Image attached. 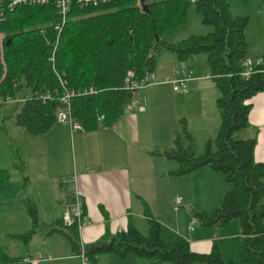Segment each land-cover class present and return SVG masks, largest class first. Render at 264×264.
<instances>
[{"label":"trees","instance_id":"obj_1","mask_svg":"<svg viewBox=\"0 0 264 264\" xmlns=\"http://www.w3.org/2000/svg\"><path fill=\"white\" fill-rule=\"evenodd\" d=\"M132 3L117 0L101 8L76 6L72 16L77 18L70 19L59 36L49 25L57 17L48 7H18L9 13L1 25L5 40L3 57L0 50V95L26 98L14 105L16 122L30 135L38 136L57 123L62 106L59 97L66 87L75 92L72 116L83 130L95 131L101 123L113 125L138 96L139 90L125 87L130 71L143 79L155 71L163 50L172 51L180 62L206 54L209 74L220 92L218 135L198 155L183 119L172 146L158 152L179 162L175 175L202 167L225 174L229 189L222 203L211 212L195 213V217L207 228L238 220L241 236L237 257L225 256L218 244L208 253H199L182 236L173 234L166 239L156 219L150 220L148 234L129 225L115 235L110 247L109 242L100 241L87 246L86 255L94 264L102 252L121 257L135 254L146 258L148 264H264V162L255 159L256 138L241 136L250 124L249 100L264 91V55L249 77L243 75V62L249 57L246 31L250 18L234 15L228 0H147L148 11ZM192 5L213 30L175 43L168 41L166 35L187 21ZM47 92L53 99L42 97ZM100 115L105 116L102 122ZM8 178V170L0 171V182ZM28 211L34 227L26 238L39 222L35 203L29 201ZM56 228L69 238L75 251H82L77 224L67 225L63 220ZM0 264L32 263L0 250Z\"/></svg>","mask_w":264,"mask_h":264},{"label":"crops","instance_id":"obj_2","mask_svg":"<svg viewBox=\"0 0 264 264\" xmlns=\"http://www.w3.org/2000/svg\"><path fill=\"white\" fill-rule=\"evenodd\" d=\"M263 46L251 49L248 52L249 57L263 56ZM178 68H190L194 79L188 82L187 92L170 90L169 94L177 100V115L175 111L173 115L176 122L186 120L188 130L196 142V151L199 153L203 151L200 149L202 143L206 145L218 135L221 117L217 99L220 92L209 74L208 61V73L205 76L204 68H199L195 57L187 62H180L172 51L163 50L158 54L154 72L159 81L173 74ZM166 84L150 86L163 88ZM148 88L149 86L141 90H147V95ZM249 102L252 105L249 113L250 124L242 131L241 136L256 138L255 159L257 162H264V91L253 96ZM130 105L133 107L132 111H126L111 126L101 123L95 131L72 130L69 124L57 122L45 134L38 136L29 134L28 152L24 161L21 164L14 163L24 181L18 194H24L25 198L21 201L15 196L10 202H0L2 210L0 235L20 239L22 243L12 242L10 246L5 247L2 242L0 250L25 261L41 256L43 260L38 264H85L82 251H75L69 238L56 228L57 222L63 221L69 210L77 185L83 192L85 212L89 218L88 225L79 232L80 243L84 249L100 241L110 243L115 235L127 230L129 225L135 226L143 234H148L150 220L156 219L161 223L162 234L166 239L173 234L182 236L190 242L191 249L199 253H208L214 244H218L225 256L237 257L238 238L241 236L238 220L210 228L202 226L196 229L190 226L198 221L191 213L197 207L196 194L204 195L211 201L216 198L215 202L219 203L229 189L225 174L211 167H202L186 175L173 174L178 169L179 162L161 155L158 151L172 146L176 125L157 123L158 135L154 137L155 120L148 114L149 103H144L141 107H138L136 102ZM11 106V114L17 124L15 107ZM135 106L138 111L134 110ZM146 117L151 142L140 144L136 148L137 151H133L140 141L143 127L141 122H144ZM71 141L72 143L74 141L73 150L75 149L72 166L69 165L70 159L68 160ZM170 159L175 160L173 171L170 170ZM5 170L9 171V178L1 182L4 186L12 178L11 170ZM169 173L182 178V181H177L176 185L179 187L172 194L169 193L170 185L165 187L163 184ZM184 178L192 181L189 187L194 191L191 193L192 196L186 192ZM216 182L222 186H217ZM67 186H70V191ZM174 195H177L176 198L181 197L183 200L181 207H186L187 220L191 221L187 227L179 222V218L177 221L170 219L169 201L172 200L175 204ZM212 195L215 197H209ZM26 199L35 203L39 214L38 225L29 238L24 235L33 229L34 225L27 202L25 203ZM181 207L174 210L179 211ZM87 264L94 263L89 260ZM96 264H148V262L146 258L135 254L121 257L114 252H102L97 255Z\"/></svg>","mask_w":264,"mask_h":264},{"label":"rangeland","instance_id":"obj_3","mask_svg":"<svg viewBox=\"0 0 264 264\" xmlns=\"http://www.w3.org/2000/svg\"><path fill=\"white\" fill-rule=\"evenodd\" d=\"M231 5V10L234 15L240 14L241 16H248L250 18L249 25L247 27V36H248V44L249 49L248 52H250L251 49H256L259 46H263L264 42V0H228ZM132 4H141L140 0H133ZM114 9V8H113ZM76 16H72L71 19H76ZM55 21H51L50 24L54 23ZM213 27L210 25L204 24L202 20L201 14L196 10V8L192 5L189 9L188 13V19L187 21L178 26L176 29H174L171 33L166 35V39L170 42H179L189 36L192 35H204L208 32L212 31ZM264 47V46H263ZM195 59H197V63L199 65V68H204V74L208 73L207 69V55L206 54H199L195 56ZM182 68H178L176 70H181ZM197 70V67L195 68ZM175 73V72H174ZM173 73V74H174ZM171 74L170 76H172ZM173 89V86L170 84L163 85V88L161 86H149L148 90L149 93L146 95L147 90H139L138 96L136 99H134L131 103L135 104L138 103V107L142 106L144 103H149V115L155 120L154 124V137L157 134V128L156 124L164 122V124H171L174 123L179 131L182 130V123L176 122V119H174L173 111H175V114L177 115V100L175 97L171 96L169 94L170 90ZM147 98V101L145 99ZM15 105V104H12ZM11 105H5L0 107V171H4L5 169L11 170L12 178L10 182L7 185H2L0 182V202H10V199L13 197H17V200H23L25 198L24 194H18L19 190H22V175L19 169H16L14 167V163L21 164L22 161H24L25 156L27 155V147L28 140H29V133L24 129L19 127L15 121L14 117L11 114ZM138 108L135 106V111ZM158 118V119H157ZM179 120V119H178ZM143 124V127H141V134L140 131V141L136 145L135 149L140 146V144L151 142L150 136H149V126H148V118L144 120V122H141ZM140 130V127H139ZM148 130V131H145ZM158 135V134H157ZM172 137V135H170ZM172 143V139L170 140ZM171 145V144H170ZM74 141L72 143L71 141V148H70V154L68 156L69 165L72 166V160L75 157V149L73 150ZM200 149L202 152L199 151L198 155L202 154L206 150L205 143H202L200 146ZM133 151L134 148L132 149ZM74 156V157H73ZM175 160L170 159V170H174V162ZM177 168H179L177 164ZM176 168V169H177ZM182 178L175 177L174 175L169 173L168 179L163 181V184L165 187L167 185H170V191L169 193L172 194L176 189H178V185H176L177 181H182ZM189 178H184L185 184H186V192L188 195L191 193L193 194V190H190V186L192 184V181L187 180ZM170 181V182H169ZM155 183V181H154ZM215 183V182H214ZM217 186H222L221 183H217ZM67 188L70 191V186H67ZM217 194V192H215ZM191 194V196H192ZM165 195V190H164ZM175 196V195H174ZM177 196V195H176ZM176 196L174 199H176ZM209 197H215V195L209 196ZM196 204L197 207L195 211L191 212L195 215L197 212L206 211L211 212L216 206H219L222 203V200L217 203L215 202L216 198L211 201L210 198L205 197L201 194H196ZM27 202V207L29 201L26 199L25 203ZM170 203V212L169 216L170 219L177 221V218H179V222L182 225H185L186 227L189 226L190 222L187 220V211L186 207H181L179 211L174 210V205L172 203V200L169 201ZM183 206V204L181 205ZM2 211V210H0ZM2 213V212H0ZM179 215V216H176ZM192 228H202L201 222L198 220L196 223L190 225ZM148 231H145L147 233ZM1 234V231H0ZM3 242V243H2ZM22 243L20 239L12 238V237H2L0 235V243H2L5 247L10 246V243Z\"/></svg>","mask_w":264,"mask_h":264},{"label":"built area","instance_id":"obj_4","mask_svg":"<svg viewBox=\"0 0 264 264\" xmlns=\"http://www.w3.org/2000/svg\"><path fill=\"white\" fill-rule=\"evenodd\" d=\"M117 0H0V50L3 57V45L5 40V34L2 32L1 25L6 21L7 15L14 12L18 7H48L54 11L58 19L57 23L49 24L54 31L57 32L58 36L63 31L64 26L69 20V16L74 8L78 6L80 8H101L107 6ZM195 2L196 0H189ZM51 61L54 62V56L51 57ZM263 62L262 57L252 58L247 57L243 62L245 71L243 75L249 77L250 74L254 72L255 66L260 65ZM194 79L193 72L190 68H182L181 70H176L172 76H166L162 81L157 79L155 72H150L143 79L139 80L136 78V75L133 71L128 73L126 78V89L129 90H140L147 86L159 83H167L173 86V89L177 92H187L188 91V82ZM61 82L66 85L67 81L61 76ZM94 91L91 89V92ZM75 95L74 91H71L65 87L64 93L60 95L59 99L62 103V106L57 112V122L58 123H67L70 125L72 130H82V125L77 122L71 113V103L72 98ZM45 100L53 99L51 92H47L42 96ZM21 95L15 97L7 95L3 97L0 95V107L5 105L17 104L19 102L25 101ZM133 107L128 104L127 111H132ZM105 116L100 115L99 121H104ZM182 198L177 197L175 199L174 209L178 210L182 205ZM64 222L67 225L77 224L78 232L88 225L89 218L85 212L84 206V195L83 192L76 185L73 192V199L70 204L69 210L64 217ZM82 257L84 263L87 264L89 259L86 255L84 247H82ZM42 257H38L34 260H31L32 264H38L42 261Z\"/></svg>","mask_w":264,"mask_h":264},{"label":"water","instance_id":"obj_5","mask_svg":"<svg viewBox=\"0 0 264 264\" xmlns=\"http://www.w3.org/2000/svg\"><path fill=\"white\" fill-rule=\"evenodd\" d=\"M140 1H141V5H142L143 9H144L145 11H148L147 0H140ZM114 242H115V240L113 239V240L109 243V245H107V247H110L112 244H114Z\"/></svg>","mask_w":264,"mask_h":264},{"label":"bare ground","instance_id":"obj_6","mask_svg":"<svg viewBox=\"0 0 264 264\" xmlns=\"http://www.w3.org/2000/svg\"><path fill=\"white\" fill-rule=\"evenodd\" d=\"M74 7H76V6H74ZM79 8H80V7H79ZM80 9H85V8H80ZM73 10H74V8H73ZM73 10H72V11H73ZM71 17H72V12H71V14H70V16H69V20L71 19ZM69 20H68V21H69ZM57 21H58V19H57L54 23H52V24L55 25V24L57 23ZM66 24H67V23H66ZM64 27H65V26H64Z\"/></svg>","mask_w":264,"mask_h":264}]
</instances>
